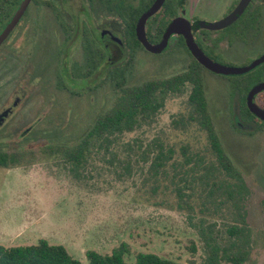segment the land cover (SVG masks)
I'll use <instances>...</instances> for the list:
<instances>
[{
	"label": "rangeland",
	"instance_id": "374dc122",
	"mask_svg": "<svg viewBox=\"0 0 264 264\" xmlns=\"http://www.w3.org/2000/svg\"><path fill=\"white\" fill-rule=\"evenodd\" d=\"M64 1L63 8L77 20V26L90 27L85 20V0ZM53 13L54 8L49 7L46 19L32 22L26 32L34 38L28 64L18 63L13 70L0 68V110L12 101L15 105L14 96H19L0 125V148L19 158L0 165V244H33L45 238L62 244L81 264H90L87 249L109 253L124 241L128 264L134 263L138 252L205 264L202 241L186 217L188 212L198 216L201 189L188 175L184 190L191 193L185 196L190 206L180 208L177 204L174 186L183 175V166L178 164L182 160L179 146L189 142L191 149L205 154L206 163L214 164V169L216 162L202 131L193 126L180 131L172 126V116L187 110L185 93L169 96L152 124L123 136L131 142L141 139L140 148L134 145L139 150L152 137L171 145L176 165H169L165 172L152 175L149 163L141 159L109 163L92 153L77 175L70 160L57 152L72 146L93 119L110 107L120 81L134 84L170 75L190 61L189 52L175 39L161 52L144 47L133 50L123 44V52L114 53L111 69L90 68L85 73L88 67L83 62L86 47L82 35L67 40L64 34H75L74 22L64 17L65 27L72 28L68 33ZM258 29L250 49L238 45L230 49L206 47L204 52L224 65L248 64L264 53V22ZM116 38L125 40L123 34H116ZM202 80L223 146L251 187L245 203L253 241L242 264H264V126L255 129V124L240 114L247 88L264 81V61L237 74L203 67ZM229 209L221 204L219 212L229 219ZM218 228L222 231L223 225ZM219 264L233 263L223 260Z\"/></svg>",
	"mask_w": 264,
	"mask_h": 264
},
{
	"label": "trees",
	"instance_id": "16d2710c",
	"mask_svg": "<svg viewBox=\"0 0 264 264\" xmlns=\"http://www.w3.org/2000/svg\"><path fill=\"white\" fill-rule=\"evenodd\" d=\"M73 28V27H72ZM72 28H66L70 33ZM131 33L127 39L131 49L143 47L134 31V21L130 23ZM85 65L96 68L100 60V53L96 46L85 43ZM190 61L181 70L162 77H152L134 84L117 85V96L113 103L95 117L87 129L77 138L72 146H63L58 153L66 160H70L72 167L79 175L78 169L84 167L92 157V153L100 154L101 158L109 163L129 162L141 159L149 163L148 170L152 175L160 171L165 172L169 165H174V148L166 145L158 137H152L139 150L142 140L135 138L133 142L124 140L126 132L133 131L143 125L152 124L166 99L171 95L186 94L187 110L172 116L171 123L174 129L188 131L190 126L205 135L206 143L212 154L214 164L206 163L205 154L193 150L189 142L180 144L183 166L177 185L174 186L177 195V204L180 208L190 206L185 196L190 192L187 188L188 175L190 181H196L201 189L199 214L187 213L189 223L196 229L202 241L205 264H219L228 261L233 264H242L252 248V228L248 219L245 200L251 192L242 170L235 164L226 151L219 137L213 115L208 106L203 80L204 67L190 52ZM131 61H128V65ZM250 88V87H249ZM243 100L244 110H240L243 120L252 121L255 129L264 126V120L254 115ZM254 102L264 109V89L256 93ZM139 147L135 148L134 145ZM18 156L13 152L0 148V165L6 166L15 163ZM202 170V171H201ZM176 174L174 173L172 177ZM189 181V180H188ZM189 181V182H190ZM264 207V196L261 198ZM228 205L230 217L219 212L220 205ZM223 225L222 231L219 230ZM128 249L122 241L109 253H100L94 249H87L85 254L90 264H128L124 253ZM0 264H81L73 257L62 244L49 243L40 238L36 243L23 245L0 244ZM133 264H186L175 259L161 256L154 252H138Z\"/></svg>",
	"mask_w": 264,
	"mask_h": 264
},
{
	"label": "flooded vegetation",
	"instance_id": "af4514ba",
	"mask_svg": "<svg viewBox=\"0 0 264 264\" xmlns=\"http://www.w3.org/2000/svg\"><path fill=\"white\" fill-rule=\"evenodd\" d=\"M22 1L0 0V35L6 24L17 12ZM153 1L85 0L88 8L85 20L90 24V27H81L79 24L77 26V20L72 19L68 11L63 8L64 0H28L15 24L0 38V68L7 67L9 70H13L18 63L20 65L28 64L27 61L32 51L34 38L33 34H27L26 32L30 29L32 22H40V20L46 19L48 8L52 7L54 8L53 16L55 20L62 24L64 29V17L74 22L73 32L75 34H64L65 37H68L67 40L76 37V34H79V37L82 35L83 42L96 46L100 53L96 71L99 69L109 70L111 69L116 50L118 53L123 52V44L128 45L130 48L127 39V34L131 33L130 23L134 21L135 31L138 17L151 6ZM239 1L162 0L159 7L148 15L145 20V35L152 43L159 42L168 23L174 18H182L181 22H185L186 25L183 23L179 28L185 29L187 33L182 31L170 32L167 44L161 51L166 50L172 39H175L190 52L183 34H192L193 39L205 52L206 47L211 49H230L238 45L243 49H250L254 45L255 35L260 32L258 28L264 22V0H248L232 20L220 27H210L208 24L202 25L203 21L213 22L226 17L233 11ZM118 23L121 25H118ZM187 27H189L188 30ZM116 34H123V39L125 40L123 42L116 40ZM64 43L68 44V41ZM83 62H86V56ZM14 98L17 103L19 96L15 95ZM15 105H13L12 101L10 105H6L0 110V113L3 111L7 112L1 119L0 125L13 111Z\"/></svg>",
	"mask_w": 264,
	"mask_h": 264
},
{
	"label": "water",
	"instance_id": "95a60500",
	"mask_svg": "<svg viewBox=\"0 0 264 264\" xmlns=\"http://www.w3.org/2000/svg\"><path fill=\"white\" fill-rule=\"evenodd\" d=\"M28 0H23L17 10V12L14 14V16L11 18V20L6 24V26L4 27V29L1 32L0 38L5 35L10 28L15 24L16 20L18 19L21 11L23 10L26 2ZM248 0H240L239 3L236 5V7L233 9V11L227 15L226 17L213 21V22H202V25H209L210 27H220L224 24H226L227 22H229L230 20H232L237 13L244 7V5L246 4ZM162 0H154L151 4L150 7H148V9H146L137 19L136 24H135V33H136V37L137 39L141 42V44L143 45V47L151 52H158L161 51L165 45L167 44V40H168V36L169 33L172 31H182L184 33L185 29L179 28V26L181 24H185V22H181L182 18H174L173 20H171L163 35L162 38L159 42L156 43H152L145 35V31H144V23L145 20L147 18L148 15L152 14L161 4ZM187 22V21H186ZM186 25V24H185ZM189 29V27H187V30ZM184 39H185V43L189 49V51L191 52V54L206 68L217 72V73H223V74H237V73H243L246 72L248 70H250L251 68H253L254 66L258 65L259 63L264 61V53L260 56H258L257 58H255L254 60H252L251 62H249L248 64L245 65H224L221 63L216 62L215 60H212L200 47L199 45L196 43V41L193 39L192 34H183ZM264 89V81H259L254 83L247 91L246 93V105L247 108L254 114L256 115L258 118L264 120V109L259 107L253 99L254 94H256L257 92H259L260 90ZM6 111H3L1 114H6ZM3 115V116H4ZM3 116L1 117V119L3 118ZM0 119V121H1Z\"/></svg>",
	"mask_w": 264,
	"mask_h": 264
}]
</instances>
